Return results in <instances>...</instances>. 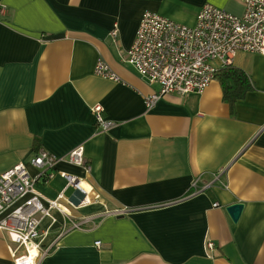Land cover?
I'll return each instance as SVG.
<instances>
[{"label": "crops", "instance_id": "obj_1", "mask_svg": "<svg viewBox=\"0 0 264 264\" xmlns=\"http://www.w3.org/2000/svg\"><path fill=\"white\" fill-rule=\"evenodd\" d=\"M0 2L8 10L0 20V174L22 163L35 177L29 164L39 150L66 158L83 146L91 172L65 161L57 172L99 197L78 209L61 176L37 185L48 200L65 196L43 221L50 252L39 264H264V56L237 57L252 89L233 107L217 78L202 94H170L148 110L159 86L125 62L146 12L191 27L206 4L242 17L240 0ZM99 60L122 82L96 76ZM96 105L115 123L108 132L97 127ZM198 179L207 189L195 195ZM235 204L244 205L236 223L227 211ZM12 247L0 230V264H16Z\"/></svg>", "mask_w": 264, "mask_h": 264}, {"label": "built area", "instance_id": "obj_2", "mask_svg": "<svg viewBox=\"0 0 264 264\" xmlns=\"http://www.w3.org/2000/svg\"><path fill=\"white\" fill-rule=\"evenodd\" d=\"M245 12L242 17L235 16L211 4L203 6L194 26H185L154 12L143 14L134 44L127 52L126 63L151 84L159 86V91L146 98V106L151 110L165 96L176 94H202L216 79V74L226 67H234L240 54H259L264 56V0H240ZM7 7L0 2V20L7 14ZM116 25L111 36L118 37ZM95 75L116 83L121 78L103 61L95 67ZM97 127L108 132L115 123L103 116L104 108H92ZM65 161L73 166L91 172L85 158L83 146L72 150L66 158H59L45 150H39L30 161V166L38 170L32 177L28 166L18 164L0 174V230L13 244L12 256L16 264H39L50 249L42 253L43 239L47 232L41 227L46 218H54L52 212L60 211L59 200L46 199L37 189L40 182H48L59 175L66 181V190L72 189L77 195L78 209L88 208L98 203L99 197L88 189L80 177L66 172H57V166ZM220 175V176H219ZM216 176L219 180L222 174ZM199 179L193 183L194 194L207 188H198ZM73 205V204H72ZM74 206V205H73ZM219 204H215L218 207ZM121 210L117 215H125ZM91 219L85 218L80 224L73 223L72 229H80ZM97 242L96 247L101 248ZM38 251L32 256L31 251ZM208 252L215 250V244H206Z\"/></svg>", "mask_w": 264, "mask_h": 264}, {"label": "trees", "instance_id": "obj_3", "mask_svg": "<svg viewBox=\"0 0 264 264\" xmlns=\"http://www.w3.org/2000/svg\"><path fill=\"white\" fill-rule=\"evenodd\" d=\"M220 80L222 85L224 100L234 106L239 100L245 98L251 91L252 85L246 73L235 67H226L216 74V79Z\"/></svg>", "mask_w": 264, "mask_h": 264}, {"label": "water", "instance_id": "obj_4", "mask_svg": "<svg viewBox=\"0 0 264 264\" xmlns=\"http://www.w3.org/2000/svg\"><path fill=\"white\" fill-rule=\"evenodd\" d=\"M77 195V194H75ZM244 210V205L243 204H235L233 206H230L227 211L230 215V217L232 218V220L236 223L239 221L242 212Z\"/></svg>", "mask_w": 264, "mask_h": 264}, {"label": "rangeland", "instance_id": "obj_5", "mask_svg": "<svg viewBox=\"0 0 264 264\" xmlns=\"http://www.w3.org/2000/svg\"><path fill=\"white\" fill-rule=\"evenodd\" d=\"M72 194H73V192H69V193H68L69 196H71ZM49 249H50V248L43 246V248H42V253L47 252Z\"/></svg>", "mask_w": 264, "mask_h": 264}]
</instances>
